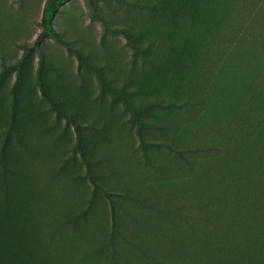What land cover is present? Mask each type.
I'll use <instances>...</instances> for the list:
<instances>
[{"label":"rangeland","instance_id":"obj_1","mask_svg":"<svg viewBox=\"0 0 264 264\" xmlns=\"http://www.w3.org/2000/svg\"><path fill=\"white\" fill-rule=\"evenodd\" d=\"M88 1L59 0L54 26L89 66L53 38L43 44L48 89L80 124L79 140L42 98L40 58L28 54L47 0H0V171L10 168L0 239L12 264H103V237L119 239L108 196L155 258L119 248L125 263L185 264L189 253L264 264V154L239 140L250 85L264 74V0H95L100 18ZM203 144L221 152L193 158L194 170L176 154ZM168 195L170 218L147 208ZM196 202L222 214L221 236L179 205Z\"/></svg>","mask_w":264,"mask_h":264},{"label":"trees","instance_id":"obj_2","mask_svg":"<svg viewBox=\"0 0 264 264\" xmlns=\"http://www.w3.org/2000/svg\"><path fill=\"white\" fill-rule=\"evenodd\" d=\"M90 6L93 9L94 15L99 17V13L97 10V4L95 0H89L88 1ZM260 9V10H259ZM259 10L257 16H263L264 15V8L263 4L260 2L256 6V11ZM59 11V0H47L44 11L41 17L40 21V27L41 31L36 38L34 45L29 48L28 54L32 52H36L40 58L39 60V68H38V84L39 89L41 92L42 98L49 103L51 109L55 112L57 117L63 118L66 120L67 123L73 125L77 132V137L79 140L82 138V131L81 126L76 120V118L67 113L65 110L62 109L60 104L57 102V100L51 95L48 84L45 79V68L47 65L46 56L43 50V44L53 38L55 39L59 44L64 46L66 50L72 54H74L78 60L80 65L83 66H89L90 64L87 62L86 58L83 56L81 51L77 49L73 44L62 37L58 31L56 30L54 26V19L56 18V15ZM100 18V17H99ZM106 30H112V31H118L120 30H113L111 27H109L107 24H105ZM16 68V66L14 67ZM13 67L11 69H14ZM261 79L257 80V83H253L250 85V93L252 96H250V127H240L239 128V134L242 135V138L239 140H242L243 142H250V150L251 151H257L263 157L264 154V74L260 75ZM21 79L20 73H18L16 83L13 88V99L14 103H17L18 100V86ZM257 108V109H256ZM195 122V121H194ZM182 125H179L176 130L174 137L178 136V133L181 130ZM205 133L212 134L213 131L207 130ZM199 136V131L197 134H195V137ZM1 140V139H0ZM173 141L176 143V138L173 139ZM187 147L184 143L180 144V147L182 146ZM171 150L173 149L172 146L169 147ZM224 150V148H223ZM187 151L192 152L194 154H189L190 156L184 155L183 152H181L179 149L176 150V154L180 156V158L183 159L186 166L195 169V166L193 164L192 159L198 158L200 155H209L212 152H215V154H219L221 152L220 148H213L209 146L208 144H203L201 146L196 145L192 149H188ZM226 153V156H231L232 150H228V147L226 150H224ZM230 154V155H229ZM228 157V158H229ZM85 161L88 162L87 158L84 155ZM8 163L5 162L4 165V172L0 171V200L3 202V205H0V213L6 211L8 207V199H9V180L5 173L8 171ZM10 169V168H9ZM158 172L160 174L163 173V168H158ZM10 177V175H9ZM93 180V179H92ZM94 184L95 181L93 180ZM107 195V194H106ZM108 196V195H107ZM133 198V197H132ZM170 196L162 198H156L155 200L147 201V208L155 213L159 217L163 218H170V213L168 206L170 203ZM109 204H110V220L113 222L114 228H116V235L119 239L114 238V233L108 236L107 234L103 237L102 241L98 245V249L96 248V252L101 254V256L104 257V263L103 264H129V262H124L122 255L119 251V248L122 250L129 251L135 255H141L145 259H155L151 253V247L147 244L146 241V235L143 234V229H139L140 232L137 231V229L133 228L132 226L125 223L126 219H122L121 216L117 214V201L113 200L111 197L108 196ZM133 201L137 203L139 201L138 196H135L133 198ZM181 208L185 207V211H187L189 214L187 215V218L189 220H193L197 223H204L207 226L211 227V231L214 233L215 236H221V233L226 231V228L222 226L219 221L222 216V214H219L217 212H212L211 214L208 213V211L200 209L197 207V202L192 203L189 205H186L184 203L179 204ZM178 207V206H177ZM176 207V209H178ZM200 209V210H199ZM180 211V209L178 210ZM164 215V216H163ZM133 217H130V214L128 213L126 215L127 220L131 221H138L137 218L132 214ZM138 228V227H137ZM3 230H7V220L4 221ZM2 230H0L1 232ZM194 234L196 235L197 232L194 231ZM140 235V237L138 236ZM198 235H196L197 237ZM9 243L6 241L5 238L0 239V264H12V256L10 254L9 250ZM22 261L27 259V256H24V254H19L18 258ZM254 261L258 262L259 257L255 254L253 255ZM181 259V258H180ZM180 262V261H179ZM177 262V263H179ZM41 264V263H38ZM161 264H166L165 262H161ZM185 264H201V259L199 257H195L192 254L187 255V260Z\"/></svg>","mask_w":264,"mask_h":264}]
</instances>
